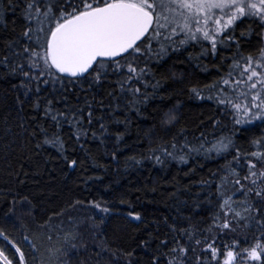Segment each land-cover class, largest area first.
<instances>
[{
	"label": "trees",
	"instance_id": "1",
	"mask_svg": "<svg viewBox=\"0 0 264 264\" xmlns=\"http://www.w3.org/2000/svg\"><path fill=\"white\" fill-rule=\"evenodd\" d=\"M22 12L21 0H0V56L7 54L10 42H25ZM233 35L235 41H226V49L218 44L215 54L203 55L210 45L201 41L141 62L149 71L142 84L134 83L141 89L135 97L120 91V77L111 72L91 86V77L71 84L66 79L63 88L40 84L39 93L33 82L26 96L20 87L23 77L0 67V231L25 251L29 264L40 259L38 241L52 237L56 224L67 235L58 243L53 264H168L176 239L190 248L185 264H197V257L205 264V241H215L222 257L224 246L233 241L240 248L257 239L264 242V201L239 194L231 182L233 169L241 178L247 174L246 154L264 152V144L253 143L264 140V121L236 125L230 109L191 91L215 96L207 86L226 75L234 58L257 57L264 47V26L253 18L237 21ZM48 101L54 111L83 109V123L70 116L71 123L57 125L44 114ZM165 113L175 117L170 125L162 123ZM57 136L62 150L45 143ZM227 139L232 141L227 150L213 147ZM229 195L236 200L232 207L246 219L223 215L228 209L222 211L220 205ZM245 200L260 211L244 213ZM137 214L140 220L132 218ZM225 219L231 230L216 226ZM196 239L202 243L196 245ZM247 264H264V257Z\"/></svg>",
	"mask_w": 264,
	"mask_h": 264
},
{
	"label": "snow or ice",
	"instance_id": "2",
	"mask_svg": "<svg viewBox=\"0 0 264 264\" xmlns=\"http://www.w3.org/2000/svg\"><path fill=\"white\" fill-rule=\"evenodd\" d=\"M21 3L22 17L26 22L22 33L25 42L22 45L20 40L10 42L7 54L0 56V67L23 77L20 87L25 90L26 96L33 90L30 87L33 82H36L35 91L39 93L40 84H60L63 88L66 79L71 84L79 80L88 81L91 77V86L100 83L111 72L120 77L117 81L120 91L130 92L135 97L141 89L134 87V83L142 84L149 71L147 67L140 66L141 62L147 64L150 59H162L170 49L177 51L180 46L201 41L210 45V48H204L203 55L209 51L215 54L218 44L235 41L233 33L237 21L253 18L264 26V0H21ZM12 11L15 12V8ZM154 43L156 48H153ZM14 45H20L22 50L17 51ZM158 86L152 85L153 88ZM144 87L148 85L144 84ZM207 87L216 95L202 97L196 88L191 91L197 98L213 99L226 110L230 109L234 124L264 121V49L257 57L234 58L226 75ZM148 98L144 93V100ZM51 103L47 102L49 107L45 108L44 114L57 125L61 121L71 123L70 116L75 123H83V109L70 113L54 111ZM88 108H91L90 104ZM77 113L79 119H75ZM174 120V115L165 113L162 123L170 125ZM87 122L92 123L90 110ZM100 127L104 129L105 125L101 123ZM79 138L80 133H77ZM45 143L63 149L58 136L45 140ZM231 143V139L227 142L221 140L218 146L213 147L217 151L227 150ZM253 143L264 144V140ZM172 147L175 148V144ZM166 155L171 156L172 153L166 152ZM234 159L239 162V152ZM156 160L162 163L160 157ZM180 161L187 163L183 156ZM71 163L75 165L76 162ZM244 168L247 174L242 178L236 169L232 170L235 179L231 182L236 191L245 197L254 194L264 201V187H261L264 186V152L246 154ZM233 203H236L233 195L222 200L221 210L228 209L223 211V215L246 219L241 212L235 211ZM91 206L100 212H109L99 203H92ZM243 211L250 215L260 210L245 200ZM132 218L140 220L138 214ZM216 226L231 230L228 219ZM182 234L192 239L188 230H183ZM24 240L34 248L27 237ZM0 243L3 244L0 247V264H29L25 251L3 231H0ZM160 243L167 246L168 241ZM201 243V240H195L196 245ZM239 243L233 241L231 245H225L222 257L215 241H205L203 251L209 254L205 264H212L213 261L218 264H247V261H261L264 257V242L260 239L246 248H240ZM71 247L75 249L76 246L72 244ZM189 251L188 246L176 239L169 249L171 259L168 264H185ZM197 264H200L199 257Z\"/></svg>",
	"mask_w": 264,
	"mask_h": 264
},
{
	"label": "rangeland",
	"instance_id": "3",
	"mask_svg": "<svg viewBox=\"0 0 264 264\" xmlns=\"http://www.w3.org/2000/svg\"><path fill=\"white\" fill-rule=\"evenodd\" d=\"M227 46L225 43V45H223L224 49H226ZM263 49H264V47H263ZM52 226H53V230L51 231L52 237H47L45 241H43V240L38 241V244H39L38 247L40 248V251H42V252L40 255V259L36 262V264H53L54 252L56 253V251H57L58 243L60 241H62L64 236L67 235V234L64 235V233H62V229H61V226L59 224L52 225ZM63 230H68V227L64 226Z\"/></svg>",
	"mask_w": 264,
	"mask_h": 264
}]
</instances>
